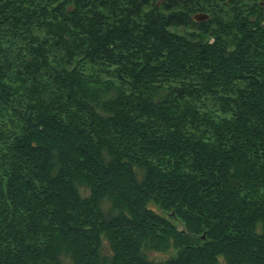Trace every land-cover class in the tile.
I'll list each match as a JSON object with an SVG mask.
<instances>
[{"label":"trees","instance_id":"obj_1","mask_svg":"<svg viewBox=\"0 0 264 264\" xmlns=\"http://www.w3.org/2000/svg\"><path fill=\"white\" fill-rule=\"evenodd\" d=\"M222 259L264 264V0H0V264Z\"/></svg>","mask_w":264,"mask_h":264},{"label":"water","instance_id":"obj_2","mask_svg":"<svg viewBox=\"0 0 264 264\" xmlns=\"http://www.w3.org/2000/svg\"><path fill=\"white\" fill-rule=\"evenodd\" d=\"M228 1H233V0H228ZM195 18L197 20H204V19L208 18V14L207 13H203V12L197 13V14H195Z\"/></svg>","mask_w":264,"mask_h":264},{"label":"rangeland","instance_id":"obj_3","mask_svg":"<svg viewBox=\"0 0 264 264\" xmlns=\"http://www.w3.org/2000/svg\"><path fill=\"white\" fill-rule=\"evenodd\" d=\"M158 258H164L165 257V254L164 253H157V256ZM221 264H225L224 260L222 259L221 260Z\"/></svg>","mask_w":264,"mask_h":264},{"label":"flooded vegetation","instance_id":"obj_4","mask_svg":"<svg viewBox=\"0 0 264 264\" xmlns=\"http://www.w3.org/2000/svg\"><path fill=\"white\" fill-rule=\"evenodd\" d=\"M197 14V13H196Z\"/></svg>","mask_w":264,"mask_h":264}]
</instances>
